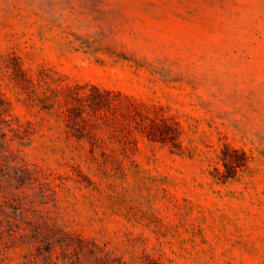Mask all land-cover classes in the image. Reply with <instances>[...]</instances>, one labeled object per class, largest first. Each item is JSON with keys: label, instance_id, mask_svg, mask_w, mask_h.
<instances>
[{"label": "rangeland", "instance_id": "obj_1", "mask_svg": "<svg viewBox=\"0 0 264 264\" xmlns=\"http://www.w3.org/2000/svg\"><path fill=\"white\" fill-rule=\"evenodd\" d=\"M6 55L164 108L181 153L143 141L127 176L94 177L53 117L4 88L30 135L1 158L0 211L19 207L20 223H55L125 261L264 264V0H0ZM225 147L238 175L218 183ZM1 226L0 264H43Z\"/></svg>", "mask_w": 264, "mask_h": 264}, {"label": "trees", "instance_id": "obj_2", "mask_svg": "<svg viewBox=\"0 0 264 264\" xmlns=\"http://www.w3.org/2000/svg\"><path fill=\"white\" fill-rule=\"evenodd\" d=\"M4 88H8L21 105L53 117L62 126L66 139L75 142L84 152L89 163L87 170L94 177L127 176L126 165L134 163L133 158L143 141L168 147L171 153H181L178 125L166 115L164 108L94 84L70 83L51 70L30 71L24 68L19 57L6 55L0 60V162L1 158L7 160L10 154L18 157L30 135L13 119L12 102ZM236 153L237 150L225 147L218 156L224 171L215 168L210 173L218 183L233 180L238 175L233 159ZM241 154L246 159L245 154ZM19 163L17 169L12 167L17 173L26 169L22 159ZM11 175L10 186L22 189V180L16 174ZM15 201L20 204L23 199L19 197ZM18 209L5 205L0 211V222L10 225L8 238L16 243L15 248L27 247L31 250L30 256L43 264H166L161 258L147 255L136 262L125 261L76 231H65L55 223H20L15 218V213L20 212ZM6 228L1 226V234Z\"/></svg>", "mask_w": 264, "mask_h": 264}]
</instances>
